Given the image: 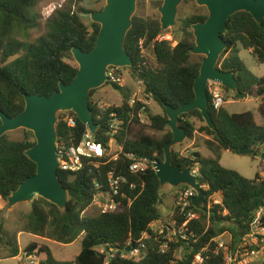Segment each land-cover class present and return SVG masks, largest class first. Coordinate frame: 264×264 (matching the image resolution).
Instances as JSON below:
<instances>
[{"label":"trees","instance_id":"16d2710c","mask_svg":"<svg viewBox=\"0 0 264 264\" xmlns=\"http://www.w3.org/2000/svg\"><path fill=\"white\" fill-rule=\"evenodd\" d=\"M41 0H0V112L13 118L24 108V95L37 94L50 97L58 91L59 84H70L76 74L77 66L70 64L71 49L79 48L90 52L99 32V25L91 23V30L82 22L78 13L71 10V3H83L88 0H70L66 9L55 11L46 21L48 32L39 38L40 44L30 45L25 56L7 62L21 48L19 42H8L14 33H29L38 26V16L30 14ZM161 2L163 0H160ZM81 12H90L79 9ZM207 12L193 14L179 20L178 29L182 38L173 46L169 40L161 39L158 19L132 18V27L125 40V51L133 60L130 68L132 77L142 82L143 93L148 95L161 109L162 114L150 117V129L163 133L157 138L139 135L130 139L131 129L139 123L138 113L142 105L130 107L128 88H112L122 97L119 106L100 109L89 93V109L97 125L94 140L107 147L111 140L122 147L124 153H134L146 157L150 162L164 160V145L172 138L166 124L168 122L165 106L178 108L191 103L195 96L193 83L198 76L203 58L190 54L194 47L191 26L204 22ZM227 47L220 56L217 67L224 72H232L237 83L234 100L248 98L264 99V76L257 78L249 71L239 57L240 48L249 50L259 64L264 63V19L257 24L251 15L245 12L234 14L221 33ZM151 48L155 66H151L143 56V51ZM223 88V87H222ZM224 91L229 92L223 88ZM208 112L214 124L209 129L199 111L194 110L181 115L179 126L184 128L187 138L191 139L195 131L204 134L205 146L213 157H204L199 152L181 156L172 151V164L181 169L197 171V180L205 189L204 211L193 209L195 218L186 224L185 235L188 240L169 243L161 250L162 240L154 235L150 225L161 219L158 204L161 201L159 181L150 166L143 174H131L129 162L119 154L116 162L109 157L89 161L84 169L76 174L58 171L59 179L67 190L68 204L64 210L42 198H35L30 204L28 216L9 233L0 223V251L4 250L6 259L15 257L19 252L18 236L27 234L60 245H70L80 240V251L73 261H58L51 250L37 243L28 244L24 250H35L45 257L42 264H104L106 253L101 255L96 249L105 247L123 251L130 243L143 242L146 250L140 260L123 259L115 255L108 264H191L194 256L201 253L203 264H225L222 250L217 251L215 239L228 233L232 240L240 241L250 232L252 223L258 218L259 228L264 229V180L256 174L251 180L243 178L237 172L220 165L222 152L238 154L239 149L247 148L253 160L264 149V127L259 126L251 112L229 114L223 107L213 110L209 104ZM261 114L264 109L260 108ZM73 128L63 121L62 114L57 115V151L60 147L76 146L86 134V128L76 116ZM113 115V117H112ZM191 118L202 123L197 130L189 121ZM117 120L115 134H111L110 124ZM1 123V122H0ZM22 141H11L4 135L0 139V198L7 197L28 177L36 172L24 152L35 140L32 132L22 130ZM110 172L121 174L136 185L128 193L132 204L124 209L96 216H82L90 205L95 185L107 188V175ZM218 195L219 204H213L211 198ZM178 225L185 219L174 211ZM148 235V238H144ZM184 250L180 259L175 258L177 250Z\"/></svg>","mask_w":264,"mask_h":264},{"label":"water","instance_id":"95a60500","mask_svg":"<svg viewBox=\"0 0 264 264\" xmlns=\"http://www.w3.org/2000/svg\"><path fill=\"white\" fill-rule=\"evenodd\" d=\"M100 11L90 13L92 23L99 25V32L93 49L83 52L79 48L71 49V56L77 66L74 80L68 84H59V89L50 97L37 94L24 95V108L15 117L9 118L0 112V139L9 132L27 130L34 135V144L24 155L36 165L33 176L26 178L6 199L5 209L10 210L19 204H31L39 197L64 210L68 204V194L58 175L57 153V115L72 112L84 125L91 137H95L97 125L89 109V93L104 86L108 79L107 68H132L133 60L125 51V40L132 27L136 0H104ZM183 0H163L157 9L160 14V31L165 32L177 24L178 7ZM195 4L207 11L204 22L191 26L194 47L190 54L202 56L198 76L193 83L194 100L178 108L165 106L168 119L167 128L172 138L164 147V160L154 161L152 168L159 181V187L169 185L173 188L186 186L196 192L192 200L194 209L204 211L206 194L190 168L181 169L172 164L173 146L187 139L184 128L179 126L181 115L197 110L205 125L214 130V124L208 112L209 99L206 92L208 81L215 82L229 92H237V83L232 72L221 71L217 64L227 45L221 37L228 20L236 13L251 15L259 25L264 19V0H194ZM239 155H250L251 151L241 148ZM134 244L125 249L129 252Z\"/></svg>","mask_w":264,"mask_h":264},{"label":"rangeland","instance_id":"374dc122","mask_svg":"<svg viewBox=\"0 0 264 264\" xmlns=\"http://www.w3.org/2000/svg\"><path fill=\"white\" fill-rule=\"evenodd\" d=\"M70 0H41L36 7L30 9V14L33 16H38V26L33 29L29 35L24 33H14L12 34L8 42H19L21 43V48L19 52L12 58H9L7 62H12L17 58H22L25 56V52L30 45L40 44L39 38L48 32V27L46 26L45 21L57 10L66 9L69 6ZM105 4L104 0H88L80 4L75 2L71 3V10L78 13L82 22L86 27L91 30L90 14L79 11L82 9L87 12H97L100 11ZM162 2L160 0H136V8L133 17L143 18V19H160V14L157 9L161 6ZM202 12H207L205 8L199 7L195 4L194 0H183L181 5L178 7L177 12V24L174 28L168 29L163 32L161 39L169 40L174 46L181 38L182 34L178 29L179 20L193 14H198ZM143 56L148 60L151 66H155V58L152 53L151 48L143 51ZM198 57L203 58L202 56H195V60H198ZM239 57L244 62L245 66L251 71L253 75L257 78L264 76V63L259 64L256 59L253 57L249 50L240 48ZM70 64L76 66L72 56L68 61ZM127 87L130 88L129 94L130 98L134 93L132 89V83L128 80ZM223 96L225 104L223 108L227 110L229 114H240L244 112H251L256 120V123L259 126L264 127V114H261L260 108L264 109V99H255L248 98L245 100H234L233 93L226 92L223 90ZM141 93V90H140ZM142 99V94L140 95ZM147 102V107L143 112L142 120L144 123L139 122L136 124L130 132L129 138L135 139L139 135L145 134L149 136H155L160 138L163 136V133H155L150 129V117L162 114V109L159 108L151 98H145ZM91 101L95 102L100 108H108L110 106H119L122 102V97L120 93L112 88L110 84L106 83L101 88L95 90L91 97ZM158 113V114H157ZM193 125L195 130L202 124L197 119L191 118L189 120ZM7 138L11 141H22L23 132L22 130H16L6 134ZM205 135L200 134L197 131L194 132L191 139H186L182 144L173 146L171 152L174 151L181 156L192 153L194 150L198 149L204 157H210L209 151L205 146ZM113 150H116L118 144L116 141L111 142ZM261 154L252 159L249 155H239L232 154L230 152H223L220 158V165L226 169L233 170L241 175L245 179H253L256 174L264 173V149H261ZM264 180V176H262ZM203 190H205L203 188ZM179 188H173L169 185H165L160 188L161 201L158 204V210L161 213L162 224L166 221H169L174 212V207L168 212L169 209L166 207V201L171 200L173 195L178 193ZM175 198V197H174ZM212 202H219V197L214 196L211 198ZM6 201L0 198V223L3 224L4 229L11 233L20 225L21 220L28 216L30 212V204H19L11 208L10 210L5 209ZM175 204V202H174ZM94 213L92 210L88 211V214ZM259 217V214H258ZM159 225V223H158ZM154 226V229H159V226ZM242 238V239H241ZM240 241H233L230 234L225 233L217 238L218 244L222 243L224 248L221 249L223 253L230 255L232 254L233 258H236L237 261H246V264H264V233H255L253 236H240ZM245 239L244 241H242ZM256 243H254V241ZM80 240L75 241L70 245H60L53 242H50L45 239H40L36 237H28L26 234H23L19 237V248L24 249L30 243H37L40 246L48 247L54 258L58 261H73L77 254L80 251ZM238 253L236 254V251ZM254 252V255H249V257L244 256L245 252ZM234 252V253H233ZM184 250L179 249L175 253V258L179 259L183 256ZM236 256V257H235ZM7 256L4 250L0 251V264H14L15 262L11 259H6Z\"/></svg>","mask_w":264,"mask_h":264},{"label":"built area","instance_id":"2783aa9c","mask_svg":"<svg viewBox=\"0 0 264 264\" xmlns=\"http://www.w3.org/2000/svg\"><path fill=\"white\" fill-rule=\"evenodd\" d=\"M106 76L108 79L107 83L110 84V86L115 85L119 88H128L127 82L128 80L131 81L132 89L136 90H134V93L132 94L128 104L130 107H133L137 103H140L142 105L138 113V119L139 122L144 123V121L142 120V114L147 107L145 98H149V96L143 93L142 82L132 77L130 68L110 66L107 68ZM128 89L131 90L130 88ZM206 92L208 95L209 104L212 106L213 110L217 111L223 107V105L225 104V100L223 91L219 84L208 81L206 85ZM141 94L142 97H145L144 99L140 97ZM98 107L100 108L99 105ZM61 114L63 117V121L67 124L68 127H75L76 122L73 115H70L69 112H61ZM119 124V121L112 120L110 124L112 135L116 133V130L118 129L117 126ZM111 142H113V140L109 142L107 147H104L101 143L96 142L94 140V137H91L86 131L85 136L76 146H71L69 148H59V150L57 151L58 171L66 172L69 174H76L82 171L86 163L89 161H97L109 157V162H116L119 159V154H123L124 157L128 160V169L131 174H143L148 170L150 166L152 167L153 162H150L146 157H141L134 153H124L122 147L119 145L118 147H116V150H113ZM192 173L196 177L198 176L196 170H192ZM106 186L107 188L104 190L100 185H95V193L93 195L92 201L88 208L82 213V216H96L113 213L120 211L125 207H129L132 204L133 199L128 198V193L135 190L136 185L129 182L127 177L121 174H116L115 172H110L107 175ZM179 188L180 189L175 197L174 211L176 210L177 214L185 219V222L181 225H178L174 219L173 212L172 217L168 222H164L163 224L159 222V229H154V226H157L154 223L150 225V229L152 230L154 235L160 237L162 240L160 247L161 250H165L168 247L169 243H177L179 239L188 240V237L185 235L186 224L189 220L195 218V213L192 209V200L196 196V192L192 188L186 186H181ZM212 203L219 204V202L217 201H213ZM90 210H92L94 213L88 214V211ZM258 218L259 217L257 215V219L252 223L250 232L246 236L251 237L255 233H264V229L259 228L258 226ZM144 238H148V235H144ZM244 240L245 239H243L242 241ZM214 242L217 244L216 253L217 251L224 248L222 243L218 244L217 239H215ZM129 246L130 243L127 245V247ZM145 250L146 246L141 241H139L137 244H134L133 248H131L129 252H126L125 249L123 251H117L113 249L107 251L105 247H98L96 249V251L101 255L106 253V260L104 264H108L109 259L113 258L116 254L123 259L140 260ZM206 250V248L202 249L201 253ZM201 253H198L194 256L191 264L204 263V257ZM237 253L238 250L236 251V254ZM223 254L225 264H246V261H237L236 258L232 257V254ZM249 255H254V252L251 251L250 253H244V256L246 257H249ZM11 259L15 262L14 264H42V262L44 261L43 256L39 254L37 250L31 253H28L25 250H19L18 254Z\"/></svg>","mask_w":264,"mask_h":264},{"label":"crops","instance_id":"0c3cea01","mask_svg":"<svg viewBox=\"0 0 264 264\" xmlns=\"http://www.w3.org/2000/svg\"><path fill=\"white\" fill-rule=\"evenodd\" d=\"M156 104V103H155ZM157 105V104H156ZM158 106V105H157ZM159 107V106H158ZM160 108V107H159ZM158 114V113H157ZM160 114V113H159ZM254 120H255V118H254ZM255 122H256V120H255ZM205 139H207V137H205ZM198 149H196V150H194L193 152H199V151H197ZM200 153V152H199ZM209 153H210V157H213V155L211 154V152L209 151ZM223 153V152H222ZM201 154V153H200ZM202 155V154H201ZM222 155V154H221ZM260 176H264V173L263 174H259ZM180 189V188H179ZM177 194V193H176ZM176 194L175 195H173V198H171V200H169V201H166V207H167V209H169L168 210V212H170V210L173 208V207H175L174 206V202H175V198L174 197H176ZM216 196H218V195H216ZM219 197V196H218ZM219 203H220V198H219ZM161 214V213H160ZM173 214V213H172ZM162 217L163 216H161V219L159 220V221H157V222H155L154 224L155 225H158V223L159 222H163L162 221ZM166 222H168V221H166ZM160 224V223H159ZM23 235V233L22 234H20L19 236H18V245H19V237H21ZM27 235V234H26ZM28 237H30L31 235H27ZM31 237H34V236H31ZM242 239V238H241ZM240 239V240H241ZM254 241V243H256V241L255 240H253ZM19 250H22V249H20L19 248ZM24 250V249H23ZM43 256V255H42ZM43 259H45V257L43 256ZM12 260V259H11Z\"/></svg>","mask_w":264,"mask_h":264}]
</instances>
